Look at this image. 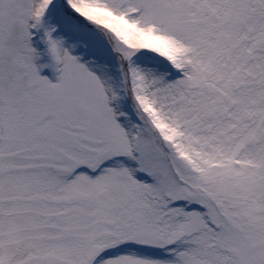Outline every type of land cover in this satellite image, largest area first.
Masks as SVG:
<instances>
[{
	"label": "snow or ice",
	"instance_id": "snow-or-ice-1",
	"mask_svg": "<svg viewBox=\"0 0 264 264\" xmlns=\"http://www.w3.org/2000/svg\"><path fill=\"white\" fill-rule=\"evenodd\" d=\"M0 264H264V0H0Z\"/></svg>",
	"mask_w": 264,
	"mask_h": 264
},
{
	"label": "rangeland",
	"instance_id": "rangeland-1",
	"mask_svg": "<svg viewBox=\"0 0 264 264\" xmlns=\"http://www.w3.org/2000/svg\"><path fill=\"white\" fill-rule=\"evenodd\" d=\"M46 62H47V57H42L41 59L36 61L38 65L41 63H46ZM40 72H41V75L48 76L49 79L53 81L56 79V74L50 68H43L40 70Z\"/></svg>",
	"mask_w": 264,
	"mask_h": 264
}]
</instances>
